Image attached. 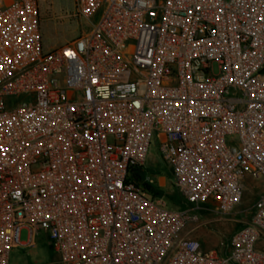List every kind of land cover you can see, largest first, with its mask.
I'll return each mask as SVG.
<instances>
[{
  "label": "built area",
  "instance_id": "2783aa9c",
  "mask_svg": "<svg viewBox=\"0 0 264 264\" xmlns=\"http://www.w3.org/2000/svg\"><path fill=\"white\" fill-rule=\"evenodd\" d=\"M98 10L43 52L38 0H0V264L40 231L52 264H264V0H74L65 15ZM152 136L187 210L129 175ZM247 178L263 189L225 255L183 233L198 210L235 212Z\"/></svg>",
  "mask_w": 264,
  "mask_h": 264
},
{
  "label": "rangeland",
  "instance_id": "374dc122",
  "mask_svg": "<svg viewBox=\"0 0 264 264\" xmlns=\"http://www.w3.org/2000/svg\"><path fill=\"white\" fill-rule=\"evenodd\" d=\"M38 4L41 48L43 52H48L74 40L81 32L86 31L91 25L95 24L101 15V10H98L88 20L66 16L65 14L73 11L74 0H38ZM211 71L212 74L219 72L218 62L212 63ZM231 139H234V136L227 137L228 143H234ZM140 171L146 180L152 178L157 182L162 177L165 178L164 181L162 180L160 188L164 190L163 198L167 205L166 208L181 210L189 208V204L182 200L179 191L173 185V173L169 165L161 158L155 136H152L150 140L146 158ZM129 175L133 178L132 170H130ZM244 184L243 197L236 206L235 212L229 215H221L208 210H198L199 221L188 222L183 233L189 231L191 237L200 241L203 249H212L220 255H225L230 248L229 239L231 233L236 228L239 229L241 227V222L238 221V218L249 217V209L263 189L262 182L251 178H247ZM209 206V204H203L205 208ZM28 237V229L22 228L19 233L20 241L25 242ZM257 243L258 249L264 251V237H261ZM56 257L57 254L53 250L49 239H47L45 231H40L34 237L33 246H18L10 249L8 264H52Z\"/></svg>",
  "mask_w": 264,
  "mask_h": 264
},
{
  "label": "trees",
  "instance_id": "16d2710c",
  "mask_svg": "<svg viewBox=\"0 0 264 264\" xmlns=\"http://www.w3.org/2000/svg\"><path fill=\"white\" fill-rule=\"evenodd\" d=\"M133 178H135L138 182L141 183L143 189L148 192L153 197H161L164 194V190L156 185L149 184L141 171L135 170L133 171ZM180 195V194H179ZM181 197V196H180Z\"/></svg>",
  "mask_w": 264,
  "mask_h": 264
},
{
  "label": "crops",
  "instance_id": "0c3cea01",
  "mask_svg": "<svg viewBox=\"0 0 264 264\" xmlns=\"http://www.w3.org/2000/svg\"><path fill=\"white\" fill-rule=\"evenodd\" d=\"M162 178L165 180L164 177H162ZM229 219H231V218L229 217ZM238 221L241 222V224H240V226H241V225H242V219H239V218H238ZM236 229H237V228H236ZM236 229H235V230H236ZM235 230H234V231H235ZM234 231H233V232H234ZM233 232H232V233H233ZM232 233H231V234H232ZM230 237H231V235H230ZM229 240H230V239H229ZM257 244H258V243H257Z\"/></svg>",
  "mask_w": 264,
  "mask_h": 264
}]
</instances>
